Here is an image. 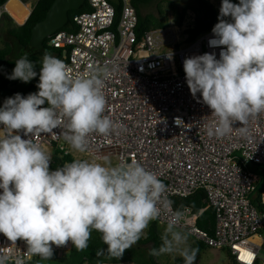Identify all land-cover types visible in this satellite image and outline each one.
<instances>
[{
  "label": "clouds",
  "instance_id": "clouds-1",
  "mask_svg": "<svg viewBox=\"0 0 264 264\" xmlns=\"http://www.w3.org/2000/svg\"><path fill=\"white\" fill-rule=\"evenodd\" d=\"M225 18H230L225 19ZM218 23L212 29L209 46L221 48L215 53L185 58L183 68L188 88L217 118L208 128L209 136L224 137L239 122L241 134L247 132L251 117L264 113V0H222ZM172 59L171 55H168ZM27 54L15 62L10 80L30 82L38 73ZM107 68L92 67L73 77L66 64L48 54L43 56L37 93L26 97L17 93L0 107V233L15 243L26 242L27 251L42 260L53 256L52 245L69 241L83 251L93 230L101 233L109 258L122 259L126 250L144 235L161 210L171 212L156 257L178 254L184 264H194L199 252L188 244L189 234L180 230L185 210L172 211V201L164 194L166 185L136 160L112 166L75 160L55 171L49 170L51 155L32 139L13 132L51 134L63 139L79 152H85L91 133L108 135L116 129L103 115V94ZM199 102V101H198ZM47 103V107H41ZM67 131L59 135L61 119ZM176 124L183 122L176 118ZM103 249L97 256L104 255ZM0 264H25L21 256L0 251Z\"/></svg>",
  "mask_w": 264,
  "mask_h": 264
},
{
  "label": "built area",
  "instance_id": "built-area-1",
  "mask_svg": "<svg viewBox=\"0 0 264 264\" xmlns=\"http://www.w3.org/2000/svg\"><path fill=\"white\" fill-rule=\"evenodd\" d=\"M6 1L0 3V18L6 12L16 24H22L32 4L25 19L18 21L5 7ZM87 2L88 9L73 14V29L58 28L47 36V44L60 49V60L73 77L84 75L92 67L109 70L103 86V115L117 127L108 135L89 134L87 150L82 154L88 162L102 165L105 158L112 166L136 160L166 185L164 196L170 201L203 190L213 209L212 230L197 223L204 208L186 204L181 207L185 218L180 229L208 246L227 249L238 264H247V253L251 254V264H264V187L256 192L261 175L248 167H264V113L249 119L244 134L240 132L242 125L235 122L228 135L209 136L208 128L217 118L200 93L192 96L183 68L184 59L194 55L215 53L220 58L221 48L209 46L212 29L219 21L190 40L186 29L192 23L185 32L184 26L170 23L138 34L133 0H120L116 24L115 8L108 0ZM176 118L183 121L181 126ZM59 119L60 128L53 129L58 135L67 131V120ZM3 128L0 124V137L5 134ZM16 134L32 139L51 155L50 171L57 169L51 167L56 153L61 156L75 150L63 137L53 139L46 133L26 136L23 130L14 131ZM171 215L162 209L156 221L168 224ZM71 247V241L62 247L52 245L58 256ZM0 251L25 261L34 257L25 241L12 243L2 233Z\"/></svg>",
  "mask_w": 264,
  "mask_h": 264
},
{
  "label": "trees",
  "instance_id": "trees-1",
  "mask_svg": "<svg viewBox=\"0 0 264 264\" xmlns=\"http://www.w3.org/2000/svg\"><path fill=\"white\" fill-rule=\"evenodd\" d=\"M5 0H0L2 3ZM28 1V0H23ZM115 8L114 24H116L120 15L121 2L120 0H108ZM150 0H133V4L137 9L138 21H137V32L149 27L163 26L165 21L163 20L162 13H142V5L148 3ZM7 2V1H6ZM5 2V3H6ZM52 0H35L32 4L31 11L25 21L22 24H16L11 16L4 12L0 18V39L3 41V45L0 46V107L1 101L6 100L9 97H13L19 93L26 97L30 93H37L39 89L37 84L39 83V71L42 66V60L44 54L55 56L60 59V49L57 47L49 46L47 44L48 37L43 38V49L38 51H30L26 48L28 40L30 38V32L33 24L43 18L46 9L51 4ZM231 3L239 4V0H230ZM222 0L220 5L217 6L210 0H195L193 9L195 11L194 19L192 24L186 29L188 34L187 38L193 39L200 32L211 28L217 21L221 8ZM89 5L87 0H84L80 5L75 8L68 10V17L63 26L60 28L73 29L75 27L72 16L74 13L88 9ZM182 19V13H178L176 21ZM230 19V18H225ZM11 40V42L9 41ZM17 50L16 54H11L12 50ZM25 54L29 60L35 62L36 71L38 75L33 78L30 82L24 83L20 80H10L7 77L12 73L15 62L22 58ZM6 69L5 71H3ZM47 103L41 107H47ZM75 160L84 161L83 158H76L72 153H64L58 156L57 153L53 156V162L51 167H62L65 163H71ZM255 170L260 173L261 177L257 182L256 192L258 193L264 187V167L255 165ZM263 170H261V169ZM203 190H198L192 195L185 197L175 196L172 202L175 208H181L183 205H191L194 208L203 207V212L197 219V223L200 227L206 228L209 231L212 230L213 224V209L205 198ZM161 235L158 230V222L156 220L151 221L148 227L145 229L144 235L141 239L134 244L131 248L126 250L122 259L109 258L106 252V245L103 243L101 233L93 230L91 233L88 247L83 251H78L74 245L71 249L63 255H56L53 252V256L49 260H42L39 256L25 261V264H100L103 262L113 263L120 261H133L135 264H161L157 260L156 256L150 254L154 248H159L161 245ZM191 247L198 248L199 250L206 246V244L199 240H194ZM264 247V243H263ZM105 250L104 255L97 256L98 250ZM229 261L231 264H238L234 257L227 250ZM176 264L184 262L181 256L175 258Z\"/></svg>",
  "mask_w": 264,
  "mask_h": 264
},
{
  "label": "rangeland",
  "instance_id": "rangeland-1",
  "mask_svg": "<svg viewBox=\"0 0 264 264\" xmlns=\"http://www.w3.org/2000/svg\"><path fill=\"white\" fill-rule=\"evenodd\" d=\"M34 1L35 0H32L30 3L28 2L29 7L26 4H25V6L30 9V5ZM210 1L213 2L217 6H219L220 2H221V0H210ZM13 2L23 3L20 0H7V2L5 3L6 4L5 7L7 8V6H9V5H18V4H15ZM194 5H195V0H150L148 3L142 5L141 12L142 13H152V14L157 15L161 11L163 20L165 21V25H168L170 23H174V24L179 25V26H184L183 32H185V28L192 23V18L194 17V14H195V11L193 9ZM178 13H182V19L179 22L176 21ZM9 41L11 42L10 39H9ZM1 45H3L2 39H0V46ZM16 53H17V50H14V49L11 52V54H13V55ZM72 155H74L76 158H83L84 161H88L87 157H85L82 154V152H79L77 150H73ZM248 167L255 170L256 166L249 164ZM261 170H263V169H261ZM166 226H167V224H162V225L158 226V230H159L161 236H162ZM180 230H182V229H180ZM182 231H184V230H182ZM144 233H145V230H144ZM192 242H193L192 236L189 235L188 244L190 245ZM177 256H179V255L178 254H165V255H162V256H159L156 258L162 264H176L175 258ZM130 264H134V263L132 262ZM181 264H184V262ZM194 264H231V263L229 261L227 249L216 248L213 246L206 245L205 247H203L199 250Z\"/></svg>",
  "mask_w": 264,
  "mask_h": 264
},
{
  "label": "water",
  "instance_id": "water-1",
  "mask_svg": "<svg viewBox=\"0 0 264 264\" xmlns=\"http://www.w3.org/2000/svg\"><path fill=\"white\" fill-rule=\"evenodd\" d=\"M84 0H52L40 20L36 21L30 32L26 48L30 51L43 49V38L63 26L68 17V10L77 7Z\"/></svg>",
  "mask_w": 264,
  "mask_h": 264
},
{
  "label": "bare ground",
  "instance_id": "bare-ground-1",
  "mask_svg": "<svg viewBox=\"0 0 264 264\" xmlns=\"http://www.w3.org/2000/svg\"><path fill=\"white\" fill-rule=\"evenodd\" d=\"M9 10L13 14L12 15L13 17H15L18 21H22L23 19H25V17L27 16V14H28L30 9L22 4V5L18 6V7L17 6H10ZM253 238L257 239L256 236H254Z\"/></svg>",
  "mask_w": 264,
  "mask_h": 264
},
{
  "label": "crops",
  "instance_id": "crops-1",
  "mask_svg": "<svg viewBox=\"0 0 264 264\" xmlns=\"http://www.w3.org/2000/svg\"><path fill=\"white\" fill-rule=\"evenodd\" d=\"M29 1H32V0H29ZM13 3H15V4H19V5H9V6H7V9L9 10V7L10 6H20V5H22V4H26L28 7H29V5H28V2H23V3H18V2H13ZM34 2H32L31 4H33ZM10 11V10H9ZM11 12V11H10ZM12 14V13H11ZM16 19V18H15ZM17 20V19H16ZM24 20V19H23ZM162 224H164V223H158V226H160V225H162ZM160 233V232H159ZM192 239H193V241L195 240L193 237H192ZM158 260V259H157ZM133 261H120V262H113V263H108V262H103V263H100V264H130V263H132ZM134 263V262H133ZM161 263V262H160ZM135 264V263H134ZM162 264V263H161Z\"/></svg>",
  "mask_w": 264,
  "mask_h": 264
},
{
  "label": "snow or ice",
  "instance_id": "snow-or-ice-1",
  "mask_svg": "<svg viewBox=\"0 0 264 264\" xmlns=\"http://www.w3.org/2000/svg\"><path fill=\"white\" fill-rule=\"evenodd\" d=\"M245 255L247 257V264H251V259H252L251 254L250 253H247Z\"/></svg>",
  "mask_w": 264,
  "mask_h": 264
}]
</instances>
